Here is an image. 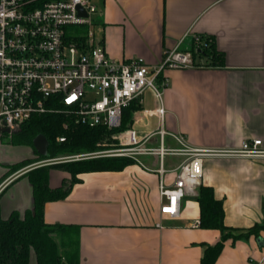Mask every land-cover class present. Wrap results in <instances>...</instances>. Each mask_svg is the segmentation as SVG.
Listing matches in <instances>:
<instances>
[{"label": "crops", "instance_id": "0c3cea01", "mask_svg": "<svg viewBox=\"0 0 264 264\" xmlns=\"http://www.w3.org/2000/svg\"><path fill=\"white\" fill-rule=\"evenodd\" d=\"M94 2L95 41L115 61L143 59L155 65L166 51H193L196 36L214 43V57L197 55L196 67L166 71L162 104L168 133L183 136L196 149H236L252 139L264 145V0ZM160 104L154 92L144 93L129 124L140 139L160 129ZM159 143L154 135L146 146ZM165 146L181 148L171 135ZM35 159L31 147H2L0 219L33 208L26 173L38 166L32 163L16 172L9 167ZM137 159L122 171L80 174L66 199L45 205V222L74 228L78 264H201L204 245L217 244L221 232L198 225L197 194L182 200L179 218L161 213L160 180L173 187L187 157L166 156L163 174L157 156ZM203 171L201 185L212 187L223 202L226 226L264 224V159L206 157ZM65 177L52 170L51 187L61 186ZM31 264H36L33 254ZM215 264H264V230L259 238L228 240Z\"/></svg>", "mask_w": 264, "mask_h": 264}, {"label": "built area", "instance_id": "2783aa9c", "mask_svg": "<svg viewBox=\"0 0 264 264\" xmlns=\"http://www.w3.org/2000/svg\"><path fill=\"white\" fill-rule=\"evenodd\" d=\"M32 2L0 0V128H8L13 134L35 116L62 112L90 128L118 130L122 128L124 109L133 102L142 104L147 90L161 102L157 109L160 129L144 140L136 129L127 127L117 133V149L64 156L35 166L98 157H127L139 162L138 156L154 155L163 174L166 156L184 155L187 159L177 169L173 187H167L163 177L159 185L161 213L176 219L182 200L197 194L206 157L264 159L261 139L243 141L236 149H196L189 147L183 136L163 128L166 111L162 94L168 85L165 73L196 67L192 51H166L155 65L143 59L118 62L95 41L92 27L98 7L94 0H51L42 6ZM77 28H86L84 41L76 38ZM195 44V50L208 46L200 36L195 37ZM56 102L64 107L62 111L53 106ZM154 135L160 137L159 146H146ZM167 135L173 136L181 148L166 147ZM58 141L63 143L66 138L59 137Z\"/></svg>", "mask_w": 264, "mask_h": 264}, {"label": "trees", "instance_id": "16d2710c", "mask_svg": "<svg viewBox=\"0 0 264 264\" xmlns=\"http://www.w3.org/2000/svg\"><path fill=\"white\" fill-rule=\"evenodd\" d=\"M49 1L51 0H33L32 3L34 6H42ZM75 34L78 40H85L84 28H77ZM204 40L208 46H203L200 50L193 48L194 57L206 55L212 58L217 54L214 43L207 38ZM53 106L61 111L64 109L58 102ZM140 108L141 104L137 102L125 108L122 128L118 130H110L106 126L90 128L77 123L73 116L62 112L35 116L13 134L11 142L16 146L31 147L36 157L42 159L110 150L119 145L118 141L112 138L113 135L129 127L133 113ZM40 135L45 136L49 143L46 155L39 154L34 146L35 139ZM59 137H65L66 141L59 142ZM33 162L34 160H27L12 165L9 167L10 172H16ZM133 163L134 161L127 157H98L69 162L63 170L71 175V182L69 184L64 182L57 188L50 185L51 170L57 168L50 166L56 164L40 166L27 172L26 176L33 188L34 206L25 213L15 211L7 220H0V264H31L33 253L36 264H78L77 247L72 231L74 228L47 224L44 219L45 205L66 199L72 187L79 182L80 174L122 171ZM197 200L201 208L199 226L205 230L221 232V240L217 244L204 245L201 264H215L228 240L237 242L251 237L259 238L260 232L264 230V224L249 229L226 226L223 202L216 198L214 189L210 186L198 187ZM233 231L240 233L234 234Z\"/></svg>", "mask_w": 264, "mask_h": 264}, {"label": "rangeland", "instance_id": "374dc122", "mask_svg": "<svg viewBox=\"0 0 264 264\" xmlns=\"http://www.w3.org/2000/svg\"><path fill=\"white\" fill-rule=\"evenodd\" d=\"M94 18H96V17H94ZM92 28H93L94 32L96 33L94 26H93ZM84 31H85V33H86V28H84ZM116 136H117V133H115V134L113 135L112 138L118 141V139L116 138ZM11 141H12V136H11L10 134H8V133H4V134H2V136L0 137V151H1L2 147H3V148H4V147H5V148H7V147H16V145H13ZM118 143H119V141H118ZM117 148H119V145H118V147H117V146L112 147V149H117ZM109 149H110V148H109ZM5 151H6V150H4V151L1 152V153H5ZM103 151H106V150H103ZM99 152H102V151H99ZM94 153H98V152H94ZM81 154L86 155V154H92V153L85 152V153H80V154H77V155H81ZM64 156H69V155H59V156H57V157H55V158H52V159H42V158H40V157H36V159L34 160L33 163H34V165H36V164L42 163V162L47 161V160H54V159L62 158V157H64ZM80 160H85V159H80ZM76 161H79V160H76ZM69 162H73V161H60V162L57 161V162H51V163H46V164L38 165V167H40V166H46V165H53V164H56V165H53V166H50V167H57V168H54L53 170H55V169H56V170H60V171H62L64 174H66V177H65L64 181L62 182V184H63L64 182H66V184H69V183L71 182V175L68 174L65 170H63L64 167H65ZM31 164H32V163H31ZM59 166H60V167H59ZM51 171H52V170H51ZM232 233H234V234H238V233H240V231H233ZM33 255L35 256L34 253H33Z\"/></svg>", "mask_w": 264, "mask_h": 264}, {"label": "water", "instance_id": "95a60500", "mask_svg": "<svg viewBox=\"0 0 264 264\" xmlns=\"http://www.w3.org/2000/svg\"><path fill=\"white\" fill-rule=\"evenodd\" d=\"M79 11L82 16H86V13L83 12L81 9H79ZM1 133H10V130L8 128H0V134ZM48 144H49L48 140L43 135L38 136L34 141V146L36 150L38 151V153L41 155L47 154ZM259 242H260V239H259Z\"/></svg>", "mask_w": 264, "mask_h": 264}, {"label": "flooded vegetation", "instance_id": "af4514ba", "mask_svg": "<svg viewBox=\"0 0 264 264\" xmlns=\"http://www.w3.org/2000/svg\"><path fill=\"white\" fill-rule=\"evenodd\" d=\"M2 134H4V133H1L0 134V137L2 136ZM8 134H10V133H8ZM14 134V133H13ZM13 134H10L11 136H13ZM1 183V182H0ZM33 209V208H32ZM0 220H2V219H0Z\"/></svg>", "mask_w": 264, "mask_h": 264}]
</instances>
